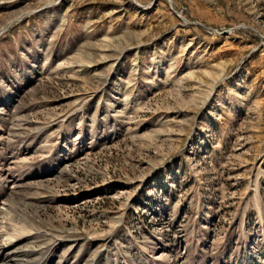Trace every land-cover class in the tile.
I'll return each mask as SVG.
<instances>
[{"label":"rangeland","instance_id":"1","mask_svg":"<svg viewBox=\"0 0 264 264\" xmlns=\"http://www.w3.org/2000/svg\"><path fill=\"white\" fill-rule=\"evenodd\" d=\"M104 1L0 0V264H264V0Z\"/></svg>","mask_w":264,"mask_h":264},{"label":"trees","instance_id":"2","mask_svg":"<svg viewBox=\"0 0 264 264\" xmlns=\"http://www.w3.org/2000/svg\"><path fill=\"white\" fill-rule=\"evenodd\" d=\"M100 2L109 3V2H107V1H104V0H100Z\"/></svg>","mask_w":264,"mask_h":264},{"label":"bare ground","instance_id":"3","mask_svg":"<svg viewBox=\"0 0 264 264\" xmlns=\"http://www.w3.org/2000/svg\"><path fill=\"white\" fill-rule=\"evenodd\" d=\"M1 32H2V31H1ZM1 32H0V33H1ZM5 32H6V31H5ZM1 250H2V249H1ZM21 255H22V254H21ZM14 256H15V255H14ZM27 256H28V255H27ZM19 259H21V258H19Z\"/></svg>","mask_w":264,"mask_h":264},{"label":"water","instance_id":"4","mask_svg":"<svg viewBox=\"0 0 264 264\" xmlns=\"http://www.w3.org/2000/svg\"><path fill=\"white\" fill-rule=\"evenodd\" d=\"M157 0H155L154 2H156ZM134 2H136L135 0H134Z\"/></svg>","mask_w":264,"mask_h":264}]
</instances>
